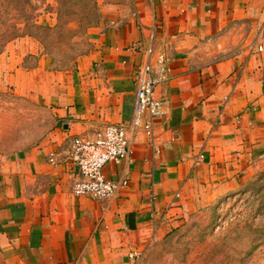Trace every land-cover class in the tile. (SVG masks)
Listing matches in <instances>:
<instances>
[{"label":"crops","instance_id":"crops-1","mask_svg":"<svg viewBox=\"0 0 264 264\" xmlns=\"http://www.w3.org/2000/svg\"><path fill=\"white\" fill-rule=\"evenodd\" d=\"M98 1L75 68L0 53V92L50 114L36 145L0 154V264H136L239 191L264 154V0ZM159 54L172 74L156 91L166 114L151 140L130 125L137 73ZM112 124L127 127L132 152L104 174L124 185L104 200L75 195L73 139Z\"/></svg>","mask_w":264,"mask_h":264},{"label":"rangeland","instance_id":"rangeland-1","mask_svg":"<svg viewBox=\"0 0 264 264\" xmlns=\"http://www.w3.org/2000/svg\"><path fill=\"white\" fill-rule=\"evenodd\" d=\"M98 0H0V53L27 54L25 64L47 56L55 70H71L90 49ZM49 112L15 93L0 92V154L38 143ZM136 264H264V154L241 189L189 216L157 241Z\"/></svg>","mask_w":264,"mask_h":264},{"label":"built area","instance_id":"built-area-1","mask_svg":"<svg viewBox=\"0 0 264 264\" xmlns=\"http://www.w3.org/2000/svg\"><path fill=\"white\" fill-rule=\"evenodd\" d=\"M152 54L153 50L149 49L148 55ZM155 61V66L144 65L137 73L135 113L130 125L132 131H142L151 140L155 136L154 119L166 114V102L157 96L156 91L170 80L172 74L165 55L159 54ZM144 116H148V119L144 120ZM131 152L130 133L124 125H108L95 138H74L72 158L80 173L74 194L97 200L113 197L124 183L107 179L104 168L109 163L121 164L130 157Z\"/></svg>","mask_w":264,"mask_h":264}]
</instances>
